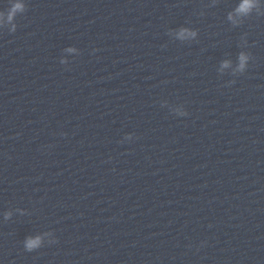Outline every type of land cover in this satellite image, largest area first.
Returning <instances> with one entry per match:
<instances>
[{"label": "clouds", "instance_id": "clouds-1", "mask_svg": "<svg viewBox=\"0 0 264 264\" xmlns=\"http://www.w3.org/2000/svg\"><path fill=\"white\" fill-rule=\"evenodd\" d=\"M248 6V0H245V4L241 6V10H244ZM17 7H20L17 5Z\"/></svg>", "mask_w": 264, "mask_h": 264}]
</instances>
